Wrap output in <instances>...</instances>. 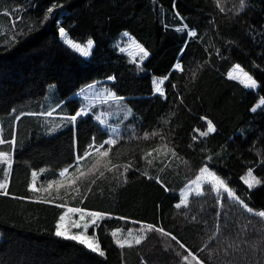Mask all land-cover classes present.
Wrapping results in <instances>:
<instances>
[{
  "label": "trees",
  "instance_id": "1",
  "mask_svg": "<svg viewBox=\"0 0 264 264\" xmlns=\"http://www.w3.org/2000/svg\"><path fill=\"white\" fill-rule=\"evenodd\" d=\"M221 4L223 12L215 0H4L0 11L22 19L0 43V137L15 140L0 144L13 164L10 195L0 196V264H181L176 253L186 255L185 249L161 234L121 249L111 233L126 219L163 227L204 264H264V223L226 200L223 189L218 201L212 177L201 175L207 167L249 207L264 210V0H246L238 15L239 0ZM49 7L53 12L45 20ZM60 27L75 43L92 40L90 56L65 43ZM125 34L149 57L133 60L126 54ZM180 56L183 71H173ZM237 64L257 81V89L229 78ZM164 77L160 95L153 81ZM52 84L60 116L84 110L74 95L95 84L107 85L115 99L48 137L51 126L40 107ZM202 117L215 127L207 136L199 135L207 130ZM110 138L117 143L109 158H99V170L92 157L81 163L84 176L75 172L78 155L93 141L99 145ZM105 164L118 167L107 171ZM123 165H130L126 172ZM64 168L69 173L60 177ZM6 169L0 164V181ZM249 169L261 181L252 189L241 179L251 180ZM33 172L36 192L30 187ZM77 186L79 194L71 191ZM197 190L204 195L196 196ZM185 198L187 207L177 208ZM44 199L51 202H38ZM69 208L106 214L89 230L104 256L55 235Z\"/></svg>",
  "mask_w": 264,
  "mask_h": 264
},
{
  "label": "snow or ice",
  "instance_id": "2",
  "mask_svg": "<svg viewBox=\"0 0 264 264\" xmlns=\"http://www.w3.org/2000/svg\"><path fill=\"white\" fill-rule=\"evenodd\" d=\"M215 3L217 5L218 8H220V11L223 12L224 8L221 4V0H215ZM55 7V6H53ZM53 7H49L47 14L45 15L44 19L47 20L51 13L53 12ZM247 7L246 4V0H239V8L237 10V15L244 11V9ZM15 11H19V9H16ZM0 15H9L10 17V26L11 28H15L16 25L19 23V21L22 19V17L16 16V17H12L11 12L8 11H4V12H0ZM187 28V25H185L183 28L177 29V31H184ZM31 31V28L29 29ZM59 34L61 36V38L64 39L65 43H67L68 45H70L73 49H75L76 51L80 52L82 55L84 56H88L90 54V50L93 46V41L92 40H88L87 41V45L86 47H82L81 45L74 43L71 39L68 38L67 33L65 31V29L63 27L59 28ZM187 35L189 37H197V33L194 30H188ZM142 53L143 56L146 57L148 55V53L143 49L140 48L139 49ZM175 69L176 70H180L183 71L182 66L177 63L175 65ZM233 72H238L240 74H242V79H241V83H243L245 85V87L249 88V89H256L258 87L257 85V81L251 76L249 75L246 71H244V69L239 65H235L233 68V71L229 73V78L231 79H237L239 78L236 75H233ZM167 79V77H164L162 79L159 80H154L153 83L155 85V92L159 93L160 95H164L163 89L161 87V85H163L164 81ZM261 105H264V100H261L260 102ZM260 105H257V107H259ZM257 107H253L252 111H256ZM84 114L83 111L76 113V115L70 117L69 119L72 122H75V120L77 119L78 116ZM48 116L52 115V112H48L47 113ZM201 119H205L207 120V118L202 117ZM101 123H103V121H101ZM198 131V130H197ZM215 131V127L212 123L211 120H207V130L203 131V132H199L200 136H207L209 133H212ZM152 135H156L155 133H153ZM144 139H149V135L145 134V136L143 137ZM193 139L195 140L196 137L193 136ZM4 143H9L14 144L15 140H6L2 137H0V144H4ZM117 143L116 139H108L106 141H104L103 143L97 145L95 143V141H93V143H91L88 147V149L82 154V155H78L76 157V166H75V172H78L80 174V176H84L85 173L80 171V167H81V163L83 161L88 160L89 158L92 157H96V162L95 164H93V169L99 170L98 166L101 163V160L99 158H109L110 153L113 151V146ZM105 145H108L107 148H105ZM166 147V146H165ZM152 151H156L159 152V149H153ZM152 152H148L145 154V157L147 158L148 156H151ZM172 155L176 156V153L174 150H172ZM2 163H6L7 164V169L3 170L4 171V179L2 181H0V196H9L10 193L8 191V182H9V177L11 175V169H12V160L11 157L9 156V154L7 152H4L2 150H0V164ZM108 164H111V159L107 160ZM149 164L152 163L151 160L148 161ZM130 165H123V166H119V167H123L124 171L126 172L128 170V167ZM105 169L107 171H112L113 168L118 167L117 165H112L111 168L107 167V164L104 165ZM93 169H90L89 171H92ZM69 173V168H64L60 173V177H65V174ZM104 171H99V177H103L104 176ZM147 173H145L146 175ZM204 174H208L212 177V180L214 181V183L212 184V191H215L217 199L219 201V198L221 197V189H223V192L226 193V200L232 201L235 204H238L244 211H246L250 216H255L260 218L261 222L264 223V210H254L252 207H249L246 203H244L243 200H241L235 193L234 190L230 189L226 183L225 180L221 179L220 177L216 176L215 173H211L209 172L208 168L205 167L203 169H201V175ZM37 173L33 172L32 173V177H33V184L30 185L31 190L33 192L39 191L40 189H37L35 187V177H36ZM98 177V178H99ZM247 177L251 178V181L245 177H242L241 179L244 180V183L248 185L249 189L254 188L255 186L259 185L261 183V181L259 179H257L255 176H253V170L249 169L247 172ZM199 180V177H197V181ZM197 181H193L192 183H197ZM95 180H92L91 183L95 184ZM157 182H159V180H157ZM59 183V182H57ZM72 183H75V181L73 180ZM49 188L52 187V184L49 183L48 185ZM46 191V189H44ZM88 191H91V186L89 185ZM167 190V189H166ZM71 191L75 192L76 194H79L80 189L79 187H75L72 188ZM68 192H65V195H67ZM196 196H202L204 195L203 191L197 190L195 192ZM16 199H25L24 197H14ZM59 198V197H58ZM38 202H43V203H50L51 201L44 199V200H40ZM187 199H182L180 201V203H178L176 205L177 208H180L182 205H184L185 207H187ZM64 204H58L57 207H64ZM221 207H223V204L221 203ZM68 212H72V213H81L80 215V220H84V210L80 209V208H69ZM65 215H67V213H65ZM65 215H61L59 220L60 222L57 223L56 225V231H55V235L58 237H63L65 239L68 240H73V241H77L79 244L85 246L86 248L90 249L92 252L98 253L100 256H104L105 252L101 249L100 244L97 240L94 239V237L92 236H87L85 234L87 228L89 227V224H85L84 228H85V232H81V233H77V234H70L69 230L65 227V225L63 224V221L65 220ZM87 215L92 217V220L90 222V224L92 226L95 227H99V225L97 224V220L104 217L106 214L103 213H99V212H90L87 213ZM221 215V213H217V217H219ZM123 219V218H121ZM193 219H195V217H193ZM249 224H251V220H249ZM72 226L76 227V228H80L81 225L80 223L73 221L72 222ZM147 227V231L151 232V231H155L160 233L162 236L164 237H171L172 240H175L177 244H179L180 248L185 249V251L187 252V255H181V253L177 252V256H181V264H191L192 261H195L196 264H204L203 260H200L195 254H193L192 252L188 251L185 248V245L183 243H181L179 240H177V238L175 236H173L171 233L167 232L163 227H159L156 225H152L149 224L146 226ZM217 230L219 229V224H217ZM248 226H244V231H247ZM121 231V229H117L116 231H113L111 233V235L116 238V244L123 249L125 246L127 247H132L133 246V241L135 243V245H140L147 237L145 234H140V235H133V231L130 229L127 232V236L123 239H120L117 235V233ZM141 232H143V228L141 229ZM216 233L213 234V236L210 237L211 239H215ZM205 247H207V245H205ZM201 251H203V249H201ZM211 255V253H210ZM189 257H191V260H189Z\"/></svg>",
  "mask_w": 264,
  "mask_h": 264
},
{
  "label": "rangeland",
  "instance_id": "3",
  "mask_svg": "<svg viewBox=\"0 0 264 264\" xmlns=\"http://www.w3.org/2000/svg\"><path fill=\"white\" fill-rule=\"evenodd\" d=\"M3 4H4V0H0V9L2 7L1 5H3ZM2 11L4 12V11H8V10H2ZM2 11H0V12H2ZM0 18H2V15H0ZM3 18H4L3 20L0 19V43L2 42V39L9 34V29L10 30H13L11 28V26H10V23H9V20L7 19V17L5 15H3ZM11 35H9V36H11ZM125 37H126V44H125V46H123V50L133 60H141V59H144L145 60L146 58L149 57V53L147 52V50L143 46H141L137 42V40L135 38H133L129 34H125ZM68 38H69V36H68ZM81 46L82 47H86V46H83V45H81ZM93 48H94V43H93V46H92V48L90 50V54H91ZM140 48H143L148 53V55L146 57L143 56V53L139 50ZM76 52H78V51H76ZM78 53L81 54L80 52H78ZM90 54L88 56H85V57L86 58L89 57ZM233 75L238 76L239 78H237L235 80H237V81H239L241 83L242 74H240L238 72H233ZM257 85L259 87V84L258 83H257ZM89 87H92V88L85 93L86 96L89 95V94H91V93L92 94H95V95L96 94L97 95H102L101 97L96 98V100H95L96 102L92 101V102L95 103V106H99V107L103 108L102 106H104L105 104H107L106 102H110L113 99H115V97H113L112 94H111V92L108 90L109 88L107 87V85L95 84V85H92V86H89ZM86 96L83 97L82 96V93H78L77 96H76V98H81V101L84 102V104H83L84 108H86L87 105H88V102H90V100L89 101H86V100H88V98ZM57 97H58V94H57V86H56V84H52V85L49 86L46 99H45L44 103L40 107V111H41L40 116H47L44 119L45 124L47 126H51V127H49L47 129V132H46V135L48 137H54V136L58 135L60 132L64 131L65 127L67 126V123L69 124V122L71 121L69 118H66L64 120H61L59 118L60 117V114L57 113L58 108H59V106H58L59 105V100L57 99ZM46 112H52V115L51 116H48ZM101 116H102V114L100 115V117ZM103 119L104 118L102 117V120L101 121H103V124H106V121L103 120ZM111 132L114 135H116L118 133V128L117 127L112 128L111 129ZM125 179H127L126 176H125ZM65 213H67V215L64 214L65 215V220L63 221V224L69 230L70 234H77V233L85 232L84 225L85 224H89V227L87 228L85 234L87 236H90L89 235V230L92 227H94V226H92L90 224V222L92 220V217L89 216V215H87V213H90L89 211H85L84 210V220H80L81 213H79V212L72 213V212H68V210H67ZM102 218H100V219L97 220V224L101 221ZM73 221H76V222L80 223L81 227L80 228L73 227L72 226V222ZM147 225H149V223H144V222H140V221H136V220H132V219H126V221L124 223V226L120 228L121 231H119L117 233V235H118V237L120 239H123V238H125L127 236V232L130 229L133 231V235H140V234L147 235V234H152V233L160 234V233L155 232V231H151V232L147 231V227H146ZM142 228H143V232H141V229ZM1 239H2V234L0 232V241H1ZM134 246H135V243L133 241V246L132 247H134ZM126 247L127 246H125L124 248H126ZM178 250L183 251L184 249L180 248V246H179ZM185 253H187V252H185ZM189 260H191V257H189Z\"/></svg>",
  "mask_w": 264,
  "mask_h": 264
},
{
  "label": "crops",
  "instance_id": "4",
  "mask_svg": "<svg viewBox=\"0 0 264 264\" xmlns=\"http://www.w3.org/2000/svg\"><path fill=\"white\" fill-rule=\"evenodd\" d=\"M92 87H88V88H86V89H84V90H82L80 93H82V96L84 97V96H86L85 95V93L87 92V91H89L90 89H91ZM109 90V89H108ZM102 95H95V94H89V95H87L86 97L88 98V100H86V101H89L90 100V102H88V105H87V107L84 109V110H90V108H92V107H94L95 106V103L94 102H96L95 100H96V98H98V97H101ZM92 101H94V102H92ZM59 118H70V116H65V115H63V116H60ZM12 167H13V164H12ZM12 172V171H11ZM10 180H11V175H10V177H9V182H8V184L10 183ZM81 209V208H80ZM84 210V209H83ZM85 211H87V210H85ZM89 212H91V211H89Z\"/></svg>",
  "mask_w": 264,
  "mask_h": 264
},
{
  "label": "built area",
  "instance_id": "5",
  "mask_svg": "<svg viewBox=\"0 0 264 264\" xmlns=\"http://www.w3.org/2000/svg\"><path fill=\"white\" fill-rule=\"evenodd\" d=\"M181 59H182V58H181V56H180V57L177 59L175 65H176L177 63H179V64L182 66ZM175 65H174V67H173V71L176 70V69H175ZM110 80H111V81H114V78H111ZM164 82H165V81H164ZM161 87H162V89H163V92L165 93L164 83H163V85H161ZM158 94H159V93H158Z\"/></svg>",
  "mask_w": 264,
  "mask_h": 264
},
{
  "label": "bare ground",
  "instance_id": "6",
  "mask_svg": "<svg viewBox=\"0 0 264 264\" xmlns=\"http://www.w3.org/2000/svg\"><path fill=\"white\" fill-rule=\"evenodd\" d=\"M6 264V263H5Z\"/></svg>",
  "mask_w": 264,
  "mask_h": 264
}]
</instances>
